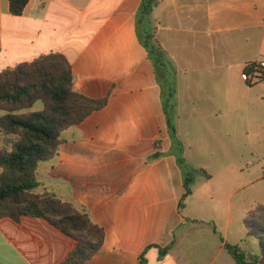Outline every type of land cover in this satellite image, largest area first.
Segmentation results:
<instances>
[{
	"label": "crops",
	"instance_id": "obj_1",
	"mask_svg": "<svg viewBox=\"0 0 264 264\" xmlns=\"http://www.w3.org/2000/svg\"><path fill=\"white\" fill-rule=\"evenodd\" d=\"M140 3L29 0L15 16L0 0V72L61 54L73 90L106 99L61 134L52 163L39 164L38 189L84 207L105 231L84 264H235L225 246H240L243 214L255 205L243 204L240 171L229 164L193 172L180 207L183 174L171 154L163 89L136 30ZM150 25L174 70L175 129L186 163L195 168L200 156L182 134L264 133V83L243 79L264 58V0H158ZM74 247L43 218H0V264H61Z\"/></svg>",
	"mask_w": 264,
	"mask_h": 264
},
{
	"label": "trees",
	"instance_id": "obj_2",
	"mask_svg": "<svg viewBox=\"0 0 264 264\" xmlns=\"http://www.w3.org/2000/svg\"><path fill=\"white\" fill-rule=\"evenodd\" d=\"M12 15L20 16L29 0H8ZM158 0H141L136 30L163 89V110L171 139V154L183 174L185 193L192 190L194 173L188 168L183 145L172 120L174 112V70L159 42L153 39L150 14ZM73 73L67 59L57 53L41 55L0 72V218L19 221L23 216L45 219L75 241V247L61 264H84L102 247L103 228L95 224L86 209L42 190L37 192L39 164L54 159L62 142L61 134L103 108L106 99H90L73 90ZM164 81V83H163ZM167 91L165 97L164 91ZM40 102V109L34 105ZM246 235L255 239L259 253L248 255L237 245L226 244L235 264H264V203L245 215ZM165 250L161 252L164 254Z\"/></svg>",
	"mask_w": 264,
	"mask_h": 264
},
{
	"label": "rangeland",
	"instance_id": "obj_3",
	"mask_svg": "<svg viewBox=\"0 0 264 264\" xmlns=\"http://www.w3.org/2000/svg\"><path fill=\"white\" fill-rule=\"evenodd\" d=\"M164 93L166 97L167 91L165 90ZM173 103L175 105V99ZM39 106L40 103L38 102L35 108ZM172 120L175 126L174 112L172 113ZM181 125L184 127L186 124ZM68 134L70 133L64 134L63 137H70ZM181 140L185 142L187 148H191V151L195 150L200 156V163L195 168L186 163L190 171L197 174L205 172L211 174L216 173L221 165L231 164L235 167L236 173L240 171L243 204L249 208L264 203V133L227 136L210 132L202 137L195 134L190 136L182 134ZM51 163L52 161L42 162L40 164L41 169L43 170ZM38 178L41 179V175ZM36 191L41 190L37 189ZM244 216L243 214L241 227L246 230ZM240 239L239 247L246 256L253 255L251 253H256V251L259 252V245L255 239L244 234L240 235Z\"/></svg>",
	"mask_w": 264,
	"mask_h": 264
},
{
	"label": "built area",
	"instance_id": "obj_4",
	"mask_svg": "<svg viewBox=\"0 0 264 264\" xmlns=\"http://www.w3.org/2000/svg\"><path fill=\"white\" fill-rule=\"evenodd\" d=\"M243 79L250 85L264 83V58H260L248 65Z\"/></svg>",
	"mask_w": 264,
	"mask_h": 264
}]
</instances>
